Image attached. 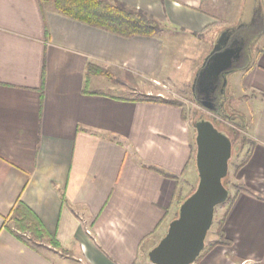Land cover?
Segmentation results:
<instances>
[{"label": "crops", "instance_id": "0c3cea01", "mask_svg": "<svg viewBox=\"0 0 264 264\" xmlns=\"http://www.w3.org/2000/svg\"><path fill=\"white\" fill-rule=\"evenodd\" d=\"M110 1L163 31L124 38L40 0H0V264H151L149 252L198 185L194 123L163 102L160 85L181 84L167 39L202 58L205 35L211 46L223 33L206 8L212 0ZM90 66L114 80L89 75ZM233 73L250 145L224 226L231 246L195 264H264V40ZM139 90L157 98H128ZM19 203L66 254L16 235Z\"/></svg>", "mask_w": 264, "mask_h": 264}, {"label": "water", "instance_id": "95a60500", "mask_svg": "<svg viewBox=\"0 0 264 264\" xmlns=\"http://www.w3.org/2000/svg\"><path fill=\"white\" fill-rule=\"evenodd\" d=\"M241 26L244 25L238 27ZM235 31L236 28L227 29L218 38L195 78L193 91L214 93L220 80L224 79V93L227 76L231 74L234 61L240 57L243 49V43L236 49L227 47ZM203 105L211 109L206 100ZM194 128L197 133L198 185L180 206L179 215L170 223L165 237L149 252L151 264H195L205 250L217 207L229 198V190L223 180L229 174L233 142L210 121L195 122Z\"/></svg>", "mask_w": 264, "mask_h": 264}, {"label": "rangeland", "instance_id": "374dc122", "mask_svg": "<svg viewBox=\"0 0 264 264\" xmlns=\"http://www.w3.org/2000/svg\"><path fill=\"white\" fill-rule=\"evenodd\" d=\"M206 8L218 21V24H216V28H218V31L221 32H224L227 29L237 28L240 25L247 26L254 17L256 18L257 22L261 21V24L259 26H253L254 29L251 28V30H253L259 37L258 43L253 46L251 51L252 60H254L256 58L258 47H260L262 41L264 40V0H212V5ZM255 14H257V16H255ZM221 32L218 34L220 35ZM165 38H167V36ZM209 38V35H205V39L203 41L204 53L202 58H200L201 54L199 52L191 54L189 51H187L188 53L185 54L181 47L180 49H178L177 44L180 40L167 39L169 43H172V52L174 54H178L177 73L180 77L179 81L181 82V84H176L175 88H170L167 85H165L166 87L164 85H160V88L163 89L162 93L164 97H167L170 101H176L182 104V107H184L188 112L189 118L192 123L198 122L200 120H207L212 122L219 131L224 134L226 133L232 140L237 134L238 136H240L239 140H233V155L230 161V168L227 179L228 189L230 190L231 194H234V186H236L237 184L235 176V166L241 164L244 161L247 149L250 145V137L248 133L249 120H245L242 118L241 107L237 104L236 100H234L235 91L237 90L236 86L234 85L237 80L241 79L240 76H234L235 73H231L227 77V86L224 91V95L226 98V104L224 108L225 115H222L224 118H230V116H235V118L238 117V119L234 121V123L226 121L224 118L219 117L218 114L211 113L204 106L196 103V99L193 95V86L196 75L201 70L205 59L209 56L216 44L214 42L211 46L207 45L209 42ZM207 46L210 47L208 51L206 50ZM187 83L189 85H187ZM100 88L102 89V87ZM141 93H143L142 90H139L136 94L127 93V95L128 98L136 96L141 99L145 98L146 96ZM150 98L154 99L157 97L152 96ZM229 129H232V131H230ZM243 138H245L246 141H243ZM237 148L238 150H236ZM224 211V207H217L215 212L217 220H219L223 216ZM217 238L218 237L216 236L214 229L209 233L207 237V247Z\"/></svg>", "mask_w": 264, "mask_h": 264}, {"label": "trees", "instance_id": "16d2710c", "mask_svg": "<svg viewBox=\"0 0 264 264\" xmlns=\"http://www.w3.org/2000/svg\"><path fill=\"white\" fill-rule=\"evenodd\" d=\"M40 1L42 4H47V3L51 4L52 7L57 12L68 18H71L73 20L85 23L87 25L99 29L106 30L110 33H113L117 36L124 38H131L137 36L155 37L163 31L162 24L157 19H155L154 17L148 15L143 11L128 7L125 4L120 3L118 1H114V2L110 0H40ZM197 36L202 37V34ZM88 73L89 75L91 74L99 75L114 80L113 75L109 71L101 69L99 67L90 66L88 69ZM193 95L196 99L194 92ZM143 100H152V98H150V96H146L145 98H143ZM163 102L182 107V104L180 102L166 101V100H163ZM196 103H198L197 99H196ZM218 115L219 117L224 118L222 114H218ZM224 119L226 121L234 123V121H236L238 117L235 118V116H230V118H224ZM229 130L232 131V129ZM239 138L240 136H238L237 134L233 140H239ZM243 139H244L243 141H246L245 138ZM233 140L232 142L234 143ZM242 167H243V162L235 166V176L238 175ZM227 179L228 176L223 180V184L228 189ZM234 187H235L234 194H231L230 190L228 189L229 198L224 204L220 205V207L225 208V213L219 220H217L215 215L214 223L210 230L211 232L212 230L215 229V233L218 238L214 242H211L208 245V247L206 245L205 250L198 258V260L204 255V253L218 246H229V247L231 246V243L227 240L225 236L224 226L228 211L241 191V187H239L238 185ZM195 189L192 191V193L195 191ZM187 198L180 200V206ZM11 221L14 225V228L17 231L16 235L20 239L23 238L24 240L23 239L22 240L25 241V243H27L28 245L31 246L39 245V244L50 245L53 248H55L57 251L66 254V251L63 250L61 245L55 239L49 238L48 233L44 228L43 224L41 223V221L24 204L19 203V205L15 209Z\"/></svg>", "mask_w": 264, "mask_h": 264}, {"label": "flooded vegetation", "instance_id": "af4514ba", "mask_svg": "<svg viewBox=\"0 0 264 264\" xmlns=\"http://www.w3.org/2000/svg\"><path fill=\"white\" fill-rule=\"evenodd\" d=\"M257 16V14H255ZM261 21L257 22L256 18L254 17L251 22L247 26H241L236 28V31L232 34L230 41L227 47L238 48L242 46L243 49L241 51L240 57L234 61L233 69L231 73L244 69L252 60L251 51L253 46L258 43L259 37L258 35L251 30L254 29L253 26H259ZM226 31V30H225ZM221 36V35H220ZM228 77V76H227ZM224 79H221L218 85L216 92H200L199 90L194 91L196 96L197 102L203 105L204 100H206L207 104L210 105L211 109L209 112L214 114H222L225 115V104L226 98L224 93L222 92Z\"/></svg>", "mask_w": 264, "mask_h": 264}]
</instances>
